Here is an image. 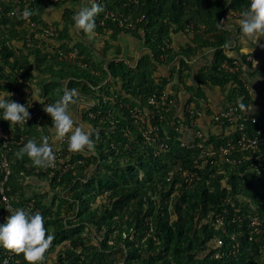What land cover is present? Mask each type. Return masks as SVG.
<instances>
[{
  "label": "trees",
  "instance_id": "obj_1",
  "mask_svg": "<svg viewBox=\"0 0 264 264\" xmlns=\"http://www.w3.org/2000/svg\"><path fill=\"white\" fill-rule=\"evenodd\" d=\"M77 2L34 0L23 3L14 16L10 14L13 3H9L0 13V97L12 99L29 111L28 121L17 125L0 120V125L14 135L8 194L12 207L14 197L25 211L32 204L34 214L39 207L45 229L53 225L54 240L43 258L52 244L68 242L70 247L57 264H69L68 260L71 264H88L89 257L101 264L111 252L120 254L123 264H264V176L252 168V160L239 155L233 158L241 160L238 165L218 159L213 164L204 160L195 164L199 150L183 147L179 138L174 143V133L165 129L173 118L171 113L166 114L169 123H160L159 117L154 121L150 114L154 109L148 104L153 96H165L164 86L155 77L160 66L169 67L174 60L186 66V61L207 48L214 58L205 73L193 80L198 105L207 101L202 88L211 82L229 93L231 101L233 95L232 103L252 108L244 70L240 66L238 73H231L223 68L226 64L235 69L236 60L226 52L232 35L223 31L220 23L228 15L240 17L250 0H138L137 4L101 0L98 4L104 11L95 18L92 36L112 42H119L124 35L134 36L141 52L134 64L131 59L106 57L98 62L92 54V37L73 26L76 13L71 7L64 15V27L58 31L56 26L54 37L33 36L30 45L24 10L47 28L39 22V13ZM126 20L135 29L128 28ZM189 24L194 25L193 34L186 33ZM180 34L192 37L187 36L188 46L179 51L182 56L174 58L169 47ZM73 41L75 45H71ZM74 52L77 59L69 60ZM242 61L247 64V57ZM65 88L79 92L69 112L76 125L90 133L94 141L90 152L73 153L65 144L62 156L46 134L47 129L54 128L44 108L59 101ZM159 110H155L156 115ZM185 119L190 124L188 115ZM156 125L160 132L151 145L142 128ZM247 127L250 135L256 130L252 124ZM44 137L54 153L50 166H34L26 155L18 157L20 148L30 139L39 144ZM164 142L169 143L167 150L161 149ZM225 142L210 135L206 145ZM64 159L69 163L60 167ZM179 169L193 175L190 184ZM2 179L0 173V183ZM32 183L43 184L59 207L48 210L38 197L28 198L26 189ZM7 209L0 203V223L5 222L1 217L10 215ZM67 219L70 221L65 223ZM218 241H222L221 246ZM78 249L85 257L76 253ZM8 253L15 254L17 261L14 258L13 264H28L22 253L3 247L0 261ZM217 253L220 258H216Z\"/></svg>",
  "mask_w": 264,
  "mask_h": 264
},
{
  "label": "clouds",
  "instance_id": "obj_2",
  "mask_svg": "<svg viewBox=\"0 0 264 264\" xmlns=\"http://www.w3.org/2000/svg\"><path fill=\"white\" fill-rule=\"evenodd\" d=\"M90 6L82 7L74 16V28L91 36L96 28V16L104 11L95 0H89ZM23 18L31 16L29 10H24ZM224 23V22H220ZM238 32L249 44L243 48L244 54L254 50L251 44L256 45L260 37H264V0H250L248 9L241 14L236 22ZM79 92L75 88H65L62 98L55 104H49L44 111L51 117L56 138L67 137L68 151L85 153L94 149V141L88 130L76 125L69 112V106L76 102ZM0 120L8 121L10 125H17L29 119L26 106L12 99L0 97ZM18 157L27 156L34 166L48 167L54 159L52 146L48 138L44 137L38 144L29 140L20 148ZM11 214L4 223H0V247L9 249L17 254H23L28 264H40L46 250L54 237L46 232L44 217L39 213H30L22 208L7 209Z\"/></svg>",
  "mask_w": 264,
  "mask_h": 264
},
{
  "label": "built area",
  "instance_id": "obj_3",
  "mask_svg": "<svg viewBox=\"0 0 264 264\" xmlns=\"http://www.w3.org/2000/svg\"><path fill=\"white\" fill-rule=\"evenodd\" d=\"M33 1L34 0H0V13L4 11L5 6H7L9 3H13L10 14L14 16L21 11L23 3L25 4ZM61 1L66 0H50V2L52 3H59ZM95 2L100 3L101 0H95ZM132 3L137 4L138 0H130L129 4ZM109 16L110 14L106 15V17ZM229 18H232V15H229ZM24 20L26 22V28H28L29 30L28 40L30 45L33 44V42H31L33 36H38L40 39L54 37L56 35L55 28H52L51 26L42 28L37 22L33 21L31 17H28L27 19L24 18ZM125 23L127 24L128 28L135 29V25L131 21L126 20ZM102 25L104 26V22H102ZM193 30L194 25L189 24L186 29V33L193 34ZM209 41H212V39L209 38ZM39 47L42 46L39 45ZM75 55L76 54H70L69 58L72 59L75 57ZM163 59L164 57H162V60ZM237 67L238 68L233 71V69L229 68L226 64L223 65L224 69L233 73L238 71L240 66L237 65ZM246 89L248 91L250 90V88L248 87H246ZM26 93L28 94V91H26ZM163 100L164 98L159 99L156 96H153L149 99L148 104L154 109V111L150 114L154 121L159 117L160 123H169L166 114H169L176 110L179 107V104L172 107L164 104ZM261 100L264 102V94L262 95ZM158 109L161 110H159L156 115L155 110ZM203 109L204 110H199L194 103L186 104L183 108L184 117L185 115H188L189 122L191 123L193 137L190 141L183 142L182 146L189 149L196 148L199 150L200 155L195 158V164H199L201 160L209 161L211 164H213L215 162V159H218L221 162L227 163L229 165H238L241 163V160L237 161L233 158L239 155L245 160H252V168L258 175L264 176V157H262V154L264 153V116L262 115L264 113V108L261 112H256L255 110H253V108L241 106L239 105V103H231L227 107H221L216 113L212 114L211 116H208V114L206 113V110L208 111V105L205 104ZM162 111L165 113V115H163ZM204 117L208 119V123L211 126L228 129L229 132L227 131V136H216L217 138L226 141L225 143L220 144L219 146H215L212 144L206 145V142L208 141L210 135L207 136L203 132L202 121ZM140 120L144 122V119L142 117L140 118ZM177 120V123L180 124V120ZM248 124L256 126V130L252 135H250L248 132ZM142 132L145 140L152 145L155 144L158 140L157 134L160 132V127L159 125H156L154 127L150 126L148 128H142ZM163 133L165 134L166 132L164 131ZM238 134L240 137H238ZM13 139L14 135L8 133L5 128L0 125V173L3 176V179L0 183V203L5 204L11 210L16 209L11 205L12 198L8 194L9 187L7 186L12 174L11 164L9 161V153L11 150ZM160 146L161 149L167 150L169 148V143L164 142L161 143ZM248 155H250V157H247ZM179 171L183 172L186 183L190 184L193 179V175L189 171H183L182 169H179ZM171 177L172 174L170 175L168 182L171 181ZM32 207V204L29 205L26 211L32 213ZM7 217L8 215H4L3 217H1V221H6ZM218 221L221 222L220 219ZM253 221L254 224H257V220L254 219ZM221 245L222 241H218V246ZM220 257L221 254L217 253L216 258ZM13 262V254H8L0 261V264H13Z\"/></svg>",
  "mask_w": 264,
  "mask_h": 264
},
{
  "label": "rangeland",
  "instance_id": "obj_4",
  "mask_svg": "<svg viewBox=\"0 0 264 264\" xmlns=\"http://www.w3.org/2000/svg\"><path fill=\"white\" fill-rule=\"evenodd\" d=\"M78 1L77 3H71V7L73 8L74 12L77 13L82 7L84 6H88L89 4V0H75ZM73 2V0H72ZM56 11H54V10ZM67 12H69L68 8L66 6H62L60 10L57 11V9L49 7L45 12L39 13V19L42 24H44L45 26H51L52 28L56 29V26H58L60 31L62 29V27H64V23H63V18L65 13L67 14ZM232 17H236V15L232 14ZM228 19L229 15L226 17ZM234 19V18H233ZM41 26V25H40ZM43 27V26H41ZM73 35V34H72ZM182 35H186L185 37L187 38V36L192 37V35H188V34H180L178 36H176V38L171 42L170 44V49L173 51V56L174 58L177 57V55H181V53H179V51L181 49H185L184 47L186 46L185 42H183V36ZM75 36V35H73ZM212 37V35H207V37ZM92 37V35H91ZM75 41L77 40V42H79V40L77 38H75ZM94 41L96 40V46L97 48H101L104 50V47L106 46L104 44V40L107 41L108 45H114L112 44L111 40H107L104 37H101L99 39H94L92 38ZM214 39V38H213ZM75 41H73L71 43V45H75ZM131 40L127 39V40H123V43L125 45V50L127 47V50L125 51V55L128 54L129 51L133 50L132 44L130 43ZM123 45V46H124ZM122 45L120 44L119 47H121ZM76 46H73V48H75ZM131 47V48H130ZM137 48H139V46L137 45ZM139 51V49L137 50ZM96 52V53H95ZM99 50H96V48H92V54L93 57L95 59H99ZM67 53H63V56H68V55H64ZM70 54H76V52L74 53H70ZM102 54L100 53V56ZM62 56V58H63ZM138 54L132 52L131 55H129L128 57H131L132 63L134 64L136 61ZM70 60V58H68ZM77 59V55L76 57H74V60ZM250 60H253V57L250 56ZM176 62V63H175ZM170 65L168 67V65L166 66H160L159 69L156 71L155 73V77L158 79V83H160L162 86H164L165 88V96H164V104L168 105V106H174V105H178L179 107L174 110L176 112H171V123L170 125L165 128L167 132H169V130H171L170 132H173L174 136V143L181 139L182 142H187L190 141L191 138L193 137L192 135V127H191V123H187L185 117H184V106L185 104H191L194 103L199 110H204V106L205 104L208 105V111L206 110V113L208 114V116H211L212 114L216 113L221 107H227L229 106L234 100H233V95H232V101H231V97H229V93H223V90L221 88H219L218 85L212 84L211 82H209L206 87H203L202 90H204V94H206L207 98L209 97V94H211L210 98L207 99V101L199 103L200 105H198L197 103V97H196V90H197V86H195L193 83L195 81L196 76H199L200 73H205L204 71L207 70V67H199V69H195L194 67H190V65H180V61L178 60H174V61H170ZM236 68H233V71H235L238 67L236 65H234ZM239 71H236L235 73H238ZM245 72V70L243 71ZM233 73V72H231ZM243 77H245L244 75H242ZM257 76V75H256ZM246 78V77H245ZM255 81H256V77H255ZM247 82V80H246ZM248 83V82H247ZM197 84V83H196ZM231 93V92H230ZM226 96V97H225ZM226 98L225 101L223 102H219V100H223V98ZM213 101H216L215 104L212 103ZM219 103H222L221 106H217ZM207 109V108H206ZM256 111V110H255ZM254 111V112H255ZM73 116V113H70ZM184 118V119H183ZM74 121L75 118L73 117ZM177 119L180 120V124L177 123ZM76 124V122H75ZM202 128H203V132L209 136V135H214V136H219V137H225L227 136V131L228 129L224 128H220V127H214L211 126L208 123V119L204 117L203 121H202ZM178 130V131H177ZM229 132V131H228ZM48 133V134H47ZM46 134L49 135L51 137V145L52 146H56L55 149L58 151V153H60V155L63 156V151H64V145L68 143L67 141V137L63 138V139H58L56 138V133L54 129H47L46 130ZM177 134V135H176ZM180 136V137H179ZM179 138V139H178ZM15 144V143H13ZM19 144V143H17ZM69 159H67V161L61 160L59 162V166H67V164ZM9 187V186H8ZM11 189V188H9ZM27 192L26 194L28 195V198L33 199L34 197H38V199H40L42 205L45 207V209L48 210H56L59 207V202L58 200L55 201L54 200V195L52 192L50 191H46V189L43 187V184L39 183L38 185H36L35 183H32L31 186L29 188L26 189ZM14 206L15 208H24L25 206L21 205L19 201L16 200V198L14 197ZM36 211L41 213V209L39 207H35ZM70 220H65V223ZM72 221H75L74 218L72 219ZM69 225V224H68ZM46 232L53 235L54 232V227L53 225H48L46 228ZM54 240V239H53ZM52 240V241H53ZM70 247L68 242H64V243H60V244H55V245H51V250H49L47 252V254L45 255V257L41 260V263L45 262V264H57L58 260H59V256L63 255V253H65L66 249H68ZM76 253L78 255H81L82 258L85 257V255L83 254L84 252L81 249L76 250ZM9 254V253H8ZM13 254L14 258H15V254L14 253H10ZM7 255V254H6ZM5 255V256H6ZM84 255V256H83ZM103 259H105L104 261L101 262V264H123L122 263V259L120 257V254L111 252L110 255L108 257H104ZM16 260V258H15ZM17 261V260H16ZM15 261V262H16ZM69 264H71L72 262L70 260ZM71 262V263H70ZM98 262V259H95L94 257H89L88 259V264H96ZM260 262V261H259ZM44 264V263H43Z\"/></svg>",
  "mask_w": 264,
  "mask_h": 264
},
{
  "label": "crops",
  "instance_id": "obj_5",
  "mask_svg": "<svg viewBox=\"0 0 264 264\" xmlns=\"http://www.w3.org/2000/svg\"><path fill=\"white\" fill-rule=\"evenodd\" d=\"M71 3L69 6H66L67 8L71 7ZM72 8V7H71ZM73 9V8H72ZM54 10V9H53ZM56 11V10H54ZM58 11V10H57ZM241 18L240 17H235L233 18H224L222 22V30L225 32H229L232 36L231 39L232 41L229 43V46L226 49V52L228 53L230 58H233L234 60H236L234 62V65H238L241 66V68L243 70H245V77L247 82L245 81V86L250 88L249 90V94L252 98V108L253 110H256V112H261L262 109L264 108V102L261 100L262 95L264 94V37H260L257 41H256V45L255 44H251V48H254V50L251 52H249V54H244L243 52V48L245 46H247L249 44V41L246 40L242 35L239 34L238 32V25H237V21ZM183 36V42H185L186 46L184 48H186L188 46V40L186 39V35H182ZM191 36V35H190ZM92 38L94 39H99V37H95L92 36ZM130 39L131 40V44L133 47V50L129 51L127 55H125V45L123 43V40H127ZM135 37L131 36V35H124L119 42H112V44L114 45H108V43H106V41L104 42V44L106 45L104 47V50L101 48H97L96 46V40L94 41L93 39V46L92 48H96V50H99V59H96L98 62L102 61L105 57L106 59H120V60H127V59H131V57H128L129 55L132 54V52L137 53L138 56L137 58H139V55L141 54L140 52V46L135 43ZM109 40V39H107ZM122 45L121 47H119V45ZM124 45V46H123ZM137 45L139 46V48H137ZM131 48V47H130ZM139 49V51H137ZM96 53V52H95ZM100 53L102 54L100 56ZM250 56L253 57V60H250ZM243 57H247V64H244V62L242 61ZM136 58V59H137ZM183 58V57H182ZM214 56L213 53L211 52V50L205 48L204 50H202L200 53H198L197 57L191 59L190 61H186L188 62V65H190V67H194L195 69H199V67H207L213 60ZM257 75V76H256ZM255 77H256V81H255ZM224 93V92H223ZM211 94H209L208 99L211 97ZM226 97V96H225ZM223 98V100H219V102H223L225 101L226 98ZM216 101H213L212 103L215 104ZM222 103H219L217 106H221ZM81 107V105L77 106V109H79Z\"/></svg>",
  "mask_w": 264,
  "mask_h": 264
}]
</instances>
